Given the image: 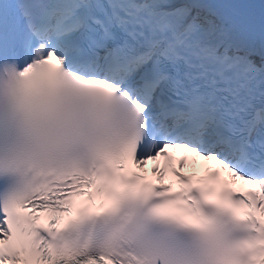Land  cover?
I'll use <instances>...</instances> for the list:
<instances>
[{"label": "snow or ice", "instance_id": "obj_1", "mask_svg": "<svg viewBox=\"0 0 264 264\" xmlns=\"http://www.w3.org/2000/svg\"><path fill=\"white\" fill-rule=\"evenodd\" d=\"M216 8L209 0H0V62L25 78L13 68L0 89L29 130L37 82L56 79L60 65L91 77L129 129L0 199V264H264V18L257 48L251 25L214 19ZM26 159L10 151L0 168ZM206 207L240 234L230 238ZM97 218L116 225L98 252L59 239ZM150 226L190 232L191 248L153 249Z\"/></svg>", "mask_w": 264, "mask_h": 264}, {"label": "clouds", "instance_id": "obj_2", "mask_svg": "<svg viewBox=\"0 0 264 264\" xmlns=\"http://www.w3.org/2000/svg\"><path fill=\"white\" fill-rule=\"evenodd\" d=\"M21 69L11 61L0 62V82L9 79V70ZM91 77L59 66L56 79L42 74L33 93L35 131L23 123L18 103L0 89V157L10 151L25 156L19 169L0 168V182L19 186L38 173L50 174L62 166L78 163L89 153L118 140L129 131L124 116L114 111L102 93L94 92ZM242 230L238 229L240 233ZM186 239L192 245L193 237Z\"/></svg>", "mask_w": 264, "mask_h": 264}, {"label": "bare ground", "instance_id": "obj_3", "mask_svg": "<svg viewBox=\"0 0 264 264\" xmlns=\"http://www.w3.org/2000/svg\"><path fill=\"white\" fill-rule=\"evenodd\" d=\"M263 2H264V0H262ZM261 8H257L256 10H255V12L258 14V15H260L261 14ZM262 17V16H261Z\"/></svg>", "mask_w": 264, "mask_h": 264}]
</instances>
